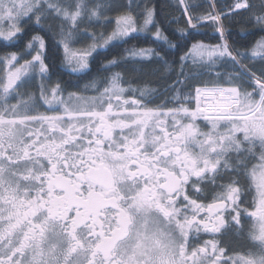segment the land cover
I'll return each instance as SVG.
<instances>
[{
    "label": "snow or ice",
    "instance_id": "snow-or-ice-1",
    "mask_svg": "<svg viewBox=\"0 0 264 264\" xmlns=\"http://www.w3.org/2000/svg\"><path fill=\"white\" fill-rule=\"evenodd\" d=\"M197 7L177 0L188 28L211 21L223 40V19L252 5L233 0L226 11L213 5L199 15ZM113 11L114 17L106 15ZM139 15L138 27L130 6L0 0V40L21 39L28 24L42 31L45 21H58V43L76 72L89 67L98 48L150 27L169 43L155 23V6ZM253 15L264 31V14ZM85 21L112 30L99 37L87 28L80 32ZM80 37L91 43L73 50L70 42ZM25 47L30 60L20 63L16 52L0 60V264H264V37L243 52L227 42L192 43L180 56L177 79L164 85L168 92L177 89L176 103L159 104L150 88L130 97L119 73L103 90L92 84L91 95L86 88L65 96L59 82L41 88L39 98L21 92L37 64L41 75L48 72L45 37L34 32ZM166 55L131 50V58ZM189 60L210 76L217 66L230 65V71L216 72L181 102L178 86L187 84L180 77ZM117 63L113 58L104 68ZM205 192L211 202H202ZM247 194H253L250 202ZM202 230L212 239L193 244L192 232ZM226 232L237 238L236 247L224 244Z\"/></svg>",
    "mask_w": 264,
    "mask_h": 264
},
{
    "label": "trees",
    "instance_id": "trees-1",
    "mask_svg": "<svg viewBox=\"0 0 264 264\" xmlns=\"http://www.w3.org/2000/svg\"><path fill=\"white\" fill-rule=\"evenodd\" d=\"M86 2L89 6L95 5L98 2L109 4L118 10H126L130 6L132 11L138 16V27L143 25V16L139 14L143 11L144 7L155 6V23L161 28L163 35L168 37L169 43L157 40L154 35L156 31L155 27H150L148 30L134 34L136 38L128 39L127 42H118L106 48H98L88 58L89 67L87 69L73 72L72 67L75 64L69 66L65 62L63 45L58 43L61 39L59 22L48 20L45 21L42 31L39 26L28 24L25 25V33L21 39L11 42L0 40V55L16 52L22 57L20 63L23 62V59H30L29 50L25 45L34 32H39L46 39L45 64L48 67L49 81L59 82L65 90L64 95L77 90L83 91L96 81L102 82L99 85L101 86L113 73H119L123 75V81H133L144 85L142 88L157 90L156 95L163 94L162 99L165 100L175 89L168 92L164 85L166 83L171 85L177 79L180 71V56L184 52H187L192 43L202 42L205 45H217L227 42L235 50L243 52L245 46L251 47L257 40L264 37V31H261L260 27L255 24V16L253 15L264 14V0H248L252 5L248 12H242L239 15L223 19V40L221 39V34L215 30L216 26L211 21H202L201 26L197 29L188 28L187 18L181 16V12L177 8V0H86ZM189 2L199 5L195 9V14L199 15L206 10L211 11L213 5L220 11H226L227 6L231 5L233 0H189ZM106 15L114 17L116 12H107ZM86 28L89 33L94 32L99 37L100 33L107 35L112 30V25L105 26L101 21L93 26H88L85 21L80 26V32H84ZM181 28L191 33V35L184 36L179 31ZM97 42L102 43L99 40ZM90 43V40L80 37L78 42H71L70 45L72 47H70L81 49ZM171 44H179L180 48H172ZM133 48H152L156 51L166 52L167 55L164 56L163 60L153 56L143 60L140 59L139 61L128 55ZM113 58L117 59L118 63L105 70L104 66L107 61ZM254 67L255 70L259 71L260 62L257 61ZM215 69L218 71L225 69L227 73L230 70L228 65H224L223 67L217 66L213 68V70ZM201 70L208 69H201L199 65L193 66L192 61L187 62V66L184 68V77L186 78L189 73L194 74V76L193 80L187 77V84L179 86L181 94H189L193 91L195 85L215 78V75L211 73L210 76L209 72L199 76L197 73H200ZM42 80L45 82V78ZM41 81H33V84L29 87V91L33 90L37 94L40 93L41 88L47 86ZM35 83H39L38 86L40 88L35 87ZM190 83H192L191 87H188L187 85ZM253 194H247L246 197H248L249 201L252 200Z\"/></svg>",
    "mask_w": 264,
    "mask_h": 264
},
{
    "label": "flooded vegetation",
    "instance_id": "flooded-vegetation-1",
    "mask_svg": "<svg viewBox=\"0 0 264 264\" xmlns=\"http://www.w3.org/2000/svg\"><path fill=\"white\" fill-rule=\"evenodd\" d=\"M35 53L33 52L32 53V55H34ZM131 54V53H130ZM129 54V55H130ZM8 54H5V55H0V60H2L5 56H7ZM37 68H38V70H39V64H37ZM4 73H5V68H4V65H3V63H0V76H3L4 75ZM121 75V77L123 76L122 74H120ZM41 77H42V79L43 78H45V82H42V83H45L47 86H44V88H50V87H52L53 85H55V83L56 82H51V81H49V74H48V72L47 73H45V74H43V75H41ZM187 77L189 78V79H192L193 78V76H192V73H189V74H187ZM122 79H123V77H122ZM193 80V79H192ZM33 84V80H31V79H29V77L27 78V80H26V83L20 88V91L21 92H27V93H34L35 94V96L37 97V98H39V96H40V94L38 93H35L33 90H31V91H29V87H30V85H32ZM39 85V83H35V87H37V88H40V86H38ZM125 88H127V89H130L131 91L128 93V95L130 96V97H138L139 96V91H137L138 89H143L142 88V86H144V85H141L140 83H135V82H133V81H128V80H126V81H124V85H123ZM65 96H67V95H65ZM162 96H163V94H158L157 95V98H156V103L157 104H159L161 101H163V99H162ZM168 101H171V103H176V99H172L171 98V96L167 99ZM181 102H183L182 100H181ZM169 106H171V104L169 105ZM192 107H195V100H192V105H191ZM39 111H41V112H43L44 111V109L43 108H40L39 109ZM211 198H212V196H211V194L209 193V192H205L204 194H203V198H202V202L203 203H208V202H211ZM247 198V200H248V197H246ZM249 201V200H248ZM250 202V201H249ZM201 215H203V214H201ZM191 237H192V243L193 244H195L196 242H197V239H198V241H199V243H203L205 240H209V239H212V235L211 234H209V233H205L203 230L200 232V233H195V231H193L192 232V234H191ZM222 240H223V242H224V244L225 245H227V246H229V247H236L237 246V238L234 236V234L233 233H231V232H226L222 237H220ZM232 253L231 252H229V255H231Z\"/></svg>",
    "mask_w": 264,
    "mask_h": 264
},
{
    "label": "rangeland",
    "instance_id": "rangeland-1",
    "mask_svg": "<svg viewBox=\"0 0 264 264\" xmlns=\"http://www.w3.org/2000/svg\"><path fill=\"white\" fill-rule=\"evenodd\" d=\"M87 3V2H86ZM65 31H67V28L65 29ZM61 38V37H60ZM71 43V42H70ZM71 47H72V45H70ZM73 50H76V49H74V48H72ZM82 49V48H81ZM131 57V56H130ZM140 59L141 58H139V57H137V58H135V60H139L140 61ZM143 59H147V58H143ZM142 59V60H143ZM30 60V59H29ZM190 62H191V60H189ZM192 65L193 66H197V65H194L193 63H192ZM74 67H77L78 68V65H73ZM228 67H229V69H230V65H228ZM230 71V70H229ZM29 79H31V80H33V81H41L42 80V77H41V74L39 73V70H38V68L36 67V70H35V72L34 73H32V74H30V76H29ZM41 82H43V80L41 81ZM102 82H99V81H96V82H94V83H92V84H95L98 88H100L101 90H103V88L104 87H106L107 85H106V83H104V84H102L101 86H99L100 84H101ZM91 84V85H92ZM90 85V86H91ZM87 87V89H88V92L86 93V94H89V95H91V94H93V92H92V89H91V87ZM199 86H203V85H199ZM209 86H211V85H209ZM228 86V85H227ZM227 86H224V87H227ZM90 92V93H89ZM192 96H193V94H192ZM175 97V96H174ZM176 99V98H175ZM182 99V98H181ZM253 163H255V161H253Z\"/></svg>",
    "mask_w": 264,
    "mask_h": 264
}]
</instances>
